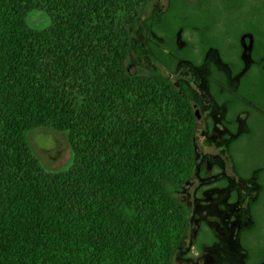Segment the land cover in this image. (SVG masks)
<instances>
[{
  "label": "trees",
  "instance_id": "1",
  "mask_svg": "<svg viewBox=\"0 0 264 264\" xmlns=\"http://www.w3.org/2000/svg\"><path fill=\"white\" fill-rule=\"evenodd\" d=\"M246 11L264 16V0H0V264L173 263L189 226L176 193L196 169L198 129L188 87L177 90L164 68L175 72L177 58L198 65L214 46L243 71L228 49ZM35 12L49 26L34 27ZM180 31L197 34V51L178 46ZM254 35L259 60L264 32ZM210 90L232 132L236 114L251 111L250 132L229 152L239 170L242 153L262 168L255 223L240 244L245 264H264V112L217 82ZM239 93L264 111L263 64L242 76ZM38 130L68 135V169L45 166L31 142ZM217 241L202 228L195 245Z\"/></svg>",
  "mask_w": 264,
  "mask_h": 264
},
{
  "label": "rangeland",
  "instance_id": "2",
  "mask_svg": "<svg viewBox=\"0 0 264 264\" xmlns=\"http://www.w3.org/2000/svg\"><path fill=\"white\" fill-rule=\"evenodd\" d=\"M30 23L36 28H44L49 26L50 21L44 14L35 12L30 16ZM209 61L225 68L214 51L210 53ZM135 69L134 65H130L131 71ZM207 76L206 67L195 69L189 63H181L178 71V79L194 86L197 93L200 92L203 121L207 116H211L213 129L210 133L204 129V133L207 134L204 141L208 144L206 149L196 136L198 148L196 169L182 190L176 193L179 200L189 209V216H186L189 219V226L172 264H219L222 261L243 264L246 253L238 244V235L242 228L251 224L248 208L259 192L260 187L256 183V178L260 170L255 171L250 180L237 178L228 155L229 139L225 137L227 131L221 123L224 108L217 107L209 96ZM236 81L230 83V88H234ZM31 142L45 166L54 171L66 170L74 162V153L67 134L38 130L31 135ZM202 169L204 177H201ZM211 171L214 175L209 176ZM222 177L229 179L228 189L221 190L215 188V184L211 185L212 181ZM233 188L237 189L239 199L236 204L229 205L228 199ZM202 228L212 231L218 243L212 247L204 246L199 252L195 241Z\"/></svg>",
  "mask_w": 264,
  "mask_h": 264
},
{
  "label": "flooded vegetation",
  "instance_id": "3",
  "mask_svg": "<svg viewBox=\"0 0 264 264\" xmlns=\"http://www.w3.org/2000/svg\"><path fill=\"white\" fill-rule=\"evenodd\" d=\"M157 2L162 7H167L169 4V0H157ZM263 19H264V16L261 15L259 11H246L245 12V25L242 26V28H241L243 30V33L239 36L238 44L235 43L236 35L230 34V37H229L230 45H229V49H228L229 58L232 61V65L235 64L236 62L243 65V71L239 72L238 74H234V72L230 66L231 65L230 63H229L230 65H228L221 59L219 50L214 46H211L208 48V50L204 54V57L202 60L200 58H198V60H197V62L199 63L198 65L194 64L190 60L183 59V58H177L178 63H177V66L175 68V72H171V71L167 70L166 68H164V70L166 71V76L169 77V80L172 82V85L177 90H181V84L182 83H184L188 87V89L191 93V97H192L191 100L189 99V103H190V106H191L193 113L195 115L196 125H197V129H198L196 136L199 137L201 145H203V147L205 149L208 147V144L206 142H204L205 138L207 136V134L204 133V129H206L207 132H209V133L211 132V130L213 129V119L211 116H207L203 121L202 97L199 95L200 92L197 93L196 88L194 86L192 87L191 85H189L188 83H186L183 80L178 79L177 77H178V71H179L181 63H189L195 69H200L203 67L207 68V70H208V76H207L208 94L212 98L214 104L217 107L224 108V117H223L221 123H222L223 128L227 131V133H225V137L227 139H229L228 155L230 157V160H231V163H232V166L234 168V172H235L237 178L244 180V181L250 180L255 171H257V170L261 171L262 170L261 167H256L257 162L259 161V160H257L258 157H257V155L243 154V153L238 155V161H240V159L243 161V164L241 166L242 168L239 170L238 169L239 166H237L238 164H236V160L234 159L233 154L229 152V149H230V146L233 143V141L239 135L246 134V133L250 132V125H249L248 120L250 118L251 111L249 109L244 108L236 114V116L234 118V121H235L234 126L236 128V132L235 133L232 132L230 129H231V127H233V125L230 126L231 123L227 120V114H228L227 106H226V104L219 105L216 102V100H215V98H214V96L210 90V84L212 81L217 82V84H219L223 90H226L228 93L234 95L237 98H241L242 102H247V104L249 106H253V108L255 110L264 112L257 105H255L254 102L244 99V97H242L239 93L240 80H241L242 76L250 69V67L253 65H256L257 63L264 65V53L260 54L259 60H256L253 57V50L255 47L254 32L255 31L259 32V33L264 32V25L256 27L254 22L255 21L256 22H260V21L263 22L264 21ZM196 35H197L196 33L191 34L189 32L182 34V31H180L178 33V36H177L178 46L180 48L186 47L187 42L190 41L195 45L196 51H197L198 46H197L196 42H197L198 37ZM213 51L217 53L219 61L223 64V66H225V68H221L216 62L209 61V55ZM246 52L248 53V57H246ZM213 67L216 70L223 73V77L225 79L224 82L221 80H217V78H216L217 76L213 75ZM233 80H237L236 84H235L234 88H230V83H232ZM195 110L198 112L199 118L196 116ZM227 124H229V125H227ZM203 125H205V128H203ZM243 126L245 127L244 130L242 129ZM249 143H250V141L245 138L242 142V146L248 145ZM239 148H240V146L234 145V150L239 149ZM196 149H197V154H198L197 146H196ZM197 160H198V155H197ZM250 168H253L254 170H253L251 176H247L248 175L247 173L249 172ZM260 171L258 173V177L256 178V183L260 187L259 192H258L256 198L249 204V208H248L249 216L251 219V224L249 227L242 228L239 232V235H238V244L242 250H244V249L241 247V244H240V235L243 231L250 229L255 223L254 218H253V214H252V208H253V205L256 202V200L258 199V197L261 193V190H262V186L260 183ZM202 173H204V169L201 170V177H204V176H202ZM211 175H214L212 171L209 173V176H211ZM212 184H215L214 186L217 189L225 190V189L229 188L230 181L228 178L222 177L220 179H216L215 181H212L211 185ZM238 199L239 198H238L237 189H235V188L231 189L230 197L228 199V204L234 205L238 202ZM260 207H262V206H260ZM260 207L257 206L256 209H258ZM217 243H218V241L214 245H216ZM205 246H207V245H205ZM244 252L246 253V251H244ZM245 257L243 260V264H245ZM222 262H220V263H222ZM229 264H231V263H229Z\"/></svg>",
  "mask_w": 264,
  "mask_h": 264
},
{
  "label": "water",
  "instance_id": "4",
  "mask_svg": "<svg viewBox=\"0 0 264 264\" xmlns=\"http://www.w3.org/2000/svg\"><path fill=\"white\" fill-rule=\"evenodd\" d=\"M195 114H196V116L199 118V114H198V112L195 110Z\"/></svg>",
  "mask_w": 264,
  "mask_h": 264
}]
</instances>
